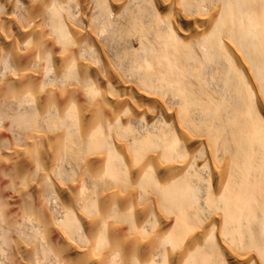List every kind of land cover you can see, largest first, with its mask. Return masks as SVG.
I'll return each mask as SVG.
<instances>
[{"label": "bare ground", "instance_id": "bare-ground-1", "mask_svg": "<svg viewBox=\"0 0 264 264\" xmlns=\"http://www.w3.org/2000/svg\"><path fill=\"white\" fill-rule=\"evenodd\" d=\"M0 264H264V0H0Z\"/></svg>", "mask_w": 264, "mask_h": 264}]
</instances>
